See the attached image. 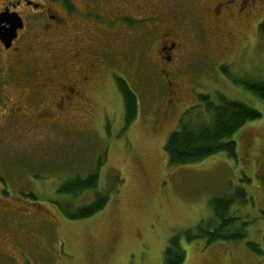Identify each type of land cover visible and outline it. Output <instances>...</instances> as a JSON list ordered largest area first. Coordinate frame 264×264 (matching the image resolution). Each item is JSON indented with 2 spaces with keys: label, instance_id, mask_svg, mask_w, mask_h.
Returning a JSON list of instances; mask_svg holds the SVG:
<instances>
[{
  "label": "rangeland",
  "instance_id": "rangeland-1",
  "mask_svg": "<svg viewBox=\"0 0 264 264\" xmlns=\"http://www.w3.org/2000/svg\"><path fill=\"white\" fill-rule=\"evenodd\" d=\"M246 33L249 43L242 57L240 48L212 56L197 45L187 53L185 66L168 67L166 73L176 84L173 95L166 92L164 73L150 61L141 39L133 49L120 48L123 58L115 66L113 55H106L94 93L97 108L84 113L74 124L78 127L42 126L34 112L19 117L21 126L15 117L0 118L2 125L10 120L0 131V264H164L165 250L177 234L187 251L185 264H264V99L221 68L227 64L234 76L264 79V37L253 28ZM34 38L39 37L29 36V43ZM51 46L44 47L46 52L61 49ZM27 47L20 57L22 47L8 56L9 83L18 77L17 60L41 59L38 45L32 51ZM82 69L85 73L87 66ZM111 74L124 77L139 98L138 117L129 126ZM31 82L17 89L19 103L36 92ZM204 94L214 102L220 95L244 102L263 116L235 133L238 159L220 153L194 164L172 165L165 146L188 110L186 121H211L201 100ZM56 102L48 100L40 116L59 113L52 111ZM61 121H66L64 116ZM97 169V188L78 196L58 192L65 181L88 177ZM239 186L247 189L250 201L234 204L232 213L250 220L247 238L214 244L187 241V230L202 222L217 225L211 201ZM98 194L110 200L91 217L71 219L60 210L59 204L75 209L91 204ZM249 241L260 244L263 253L252 250Z\"/></svg>",
  "mask_w": 264,
  "mask_h": 264
},
{
  "label": "flooded vegetation",
  "instance_id": "flooded-vegetation-1",
  "mask_svg": "<svg viewBox=\"0 0 264 264\" xmlns=\"http://www.w3.org/2000/svg\"><path fill=\"white\" fill-rule=\"evenodd\" d=\"M263 3L264 0H0V118L15 117L21 126L19 117H31L34 112L42 126L78 127L82 115L97 108L94 93L99 90L106 55H113L115 66L123 58L121 50L133 49L141 39L140 45L150 53V61L164 73L166 92L173 95L176 84L166 73L167 68L185 66L187 53L197 45L211 51L212 56L240 48L242 57L249 43L248 29L260 33ZM32 35L39 38L29 43ZM49 44L61 46L60 51L46 52L44 47H52ZM67 44L69 48L65 49ZM36 45L41 48V59L17 60L18 77L9 83L8 56L22 47L20 57L24 48L28 46L27 50L32 51ZM83 66H87L85 73ZM111 77L116 81L119 75ZM31 80L36 92L19 103L17 89ZM48 100L56 102L52 111L59 113L40 116L47 110ZM16 109L19 113H15ZM63 116L66 121H61ZM9 121L0 123V131Z\"/></svg>",
  "mask_w": 264,
  "mask_h": 264
},
{
  "label": "trees",
  "instance_id": "trees-1",
  "mask_svg": "<svg viewBox=\"0 0 264 264\" xmlns=\"http://www.w3.org/2000/svg\"><path fill=\"white\" fill-rule=\"evenodd\" d=\"M260 34L264 37V21L260 24ZM222 71L235 83L264 99V79L259 81L232 76L227 65L222 66ZM116 84L124 101L125 123L129 126L138 117L139 98L124 77H117ZM201 100L205 102L202 103L206 114L210 115L211 121L207 123L186 121V116L191 112V109L188 110L180 122V127L171 133L165 146L169 163L172 165L194 164L220 153H225L229 158L238 159L235 133L249 121L263 116L261 111L244 102L230 100L224 95H220L219 102L212 101L211 96L205 94L201 96ZM244 177L247 181L251 180L246 174ZM99 179L100 174L97 169L88 177L76 176L65 181L58 192L63 195L78 196L87 190L97 188ZM109 200L110 197L107 194H98L94 202L76 209L69 204H59V206L62 213L69 218L83 219L102 211ZM249 201L248 191L243 186L237 187L236 191L230 195L214 198L211 204L217 225L211 228L202 222L197 229L186 231V240L190 242L195 239H205L207 244H214L220 240L240 241L247 238L250 220L246 221L232 213V207L234 204H246ZM247 244L257 253H263L260 244L251 241ZM186 258L187 251L181 242V235H174L165 250L164 264H185Z\"/></svg>",
  "mask_w": 264,
  "mask_h": 264
}]
</instances>
